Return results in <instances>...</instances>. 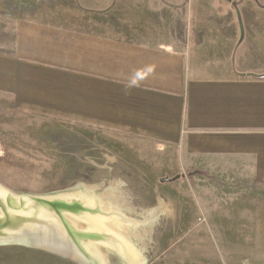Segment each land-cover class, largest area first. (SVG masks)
<instances>
[{
  "label": "crops",
  "instance_id": "crops-1",
  "mask_svg": "<svg viewBox=\"0 0 264 264\" xmlns=\"http://www.w3.org/2000/svg\"><path fill=\"white\" fill-rule=\"evenodd\" d=\"M13 2L9 17L0 4V103L16 115L118 134L143 157L153 150L149 164L252 166L264 186V72L241 68L237 14L193 21V0ZM222 18L231 25L211 28ZM157 196L152 221L175 217L177 198Z\"/></svg>",
  "mask_w": 264,
  "mask_h": 264
},
{
  "label": "rangeland",
  "instance_id": "rangeland-1",
  "mask_svg": "<svg viewBox=\"0 0 264 264\" xmlns=\"http://www.w3.org/2000/svg\"><path fill=\"white\" fill-rule=\"evenodd\" d=\"M232 1L225 3V8L213 0L200 1L198 7L193 0L192 19L195 21L203 14L210 19L211 14L228 10L237 14ZM236 1L245 29L252 34L264 29V0ZM0 4L6 17L20 13L13 0H0ZM224 18L216 20L211 28L231 25ZM236 22L240 29L238 15ZM211 23L214 24V19L208 20ZM252 34L245 39V32L243 41L237 43L241 68L264 72V43L258 33L254 37ZM0 36L8 37V33L0 32ZM3 103H0V185L17 194L91 193L95 203L91 214L125 222L127 234L145 259L144 264H264V186H252L248 179L252 166L228 164L224 166L226 171L220 173L215 172V166L149 164L153 150L143 157L135 142L128 144L118 134L66 121L19 116ZM204 169L206 174L212 173L207 175L210 178L201 177ZM106 193L113 198L105 199L104 203ZM158 193L172 202L170 197L175 196L177 203L175 217L165 216L155 223L152 216L158 210L152 207L157 204ZM136 208L145 210V217L131 210ZM160 210L172 212L171 206L164 202ZM82 223L87 226L90 221ZM106 233L100 241L87 242L99 243L97 247L107 264H131L105 244L104 241L118 238ZM36 248L42 247L0 245V264H82L68 252ZM87 249L90 256L83 257L90 264H103Z\"/></svg>",
  "mask_w": 264,
  "mask_h": 264
},
{
  "label": "water",
  "instance_id": "water-1",
  "mask_svg": "<svg viewBox=\"0 0 264 264\" xmlns=\"http://www.w3.org/2000/svg\"><path fill=\"white\" fill-rule=\"evenodd\" d=\"M232 5L235 7L239 19L241 31L240 44L245 37V27L238 2L234 0L232 1ZM1 188L6 191V194L0 195V245H37L44 248L58 249L69 247L78 251L80 255L89 258L90 254L87 248L92 244L87 242V240L91 239L97 242L102 240L107 234L104 231L94 233L92 230H81L73 224L69 215L75 214L78 216L80 212L92 213L94 208L85 205L77 197L71 200L67 199L64 195L70 194L71 192L69 191L54 194L29 195L17 194L4 185ZM30 209H34L33 214L29 215L25 213ZM42 210L50 213L54 219L51 222L40 219L36 214L37 211ZM12 221H15L19 226H13ZM31 222L46 223V232L44 228L30 227L29 225H32ZM48 228L50 232H48ZM108 235L112 236L113 234ZM115 251L118 252L117 250Z\"/></svg>",
  "mask_w": 264,
  "mask_h": 264
},
{
  "label": "bare ground",
  "instance_id": "bare-ground-1",
  "mask_svg": "<svg viewBox=\"0 0 264 264\" xmlns=\"http://www.w3.org/2000/svg\"><path fill=\"white\" fill-rule=\"evenodd\" d=\"M1 187H2V185H0V195L6 194L5 193L6 191L4 189H2ZM86 192L75 191V192H71L70 194L64 195V196L67 199H69V200H71L74 197H77L85 205H88V206H91V207L94 208L95 207V203L93 201V197L91 196V193H86ZM103 197H104L103 198L104 199V201H103L104 203H105V199L110 200V199L113 198V196L108 195L107 193ZM103 209H106L105 206H104ZM163 209H164V207H163ZM33 210L34 209H30V210L26 211L25 213L31 215V214H33ZM167 210H169V209H167ZM36 215L40 219H43L46 222H47V220H49L51 222V220L54 219L52 217V215H50V213H46L44 210L37 211ZM69 217L71 218L73 224L78 229H81V230H92V231H95V230L104 231V232H108L109 234H113L114 236L118 237L116 240L112 239V240H108L107 242L105 241V244H108L109 246H111L112 248L117 250L119 252V254L122 255L123 257H125L131 264H144L145 259L141 255L139 249H137L135 247V245L133 244L132 240L130 239L129 235L127 234L128 226L121 219L115 220V217H108L106 215H99V214L92 215L91 213H88V212H85L83 215H80V216H75V215L71 214V215H69ZM84 220H89L90 224L85 226L82 223V221H84ZM11 223L13 224V226L14 225L15 226H19V224L15 223V221H12ZM31 224L32 225H29L30 227H37L38 229L44 228V231L46 232V228H47L46 223L42 224V223H33V222H31ZM136 224H138V223H136ZM19 228H21V227H19ZM47 230H48V232H50L49 228ZM94 244L90 245L89 249L98 258V260H100L103 264H107L106 263V257H104L105 255H103V253L99 250L100 248L97 247L98 245L97 244L94 245ZM48 248L51 249V250L52 249L56 250V251L57 250L64 251L63 253L68 252L70 254V256L73 255V258L74 257L77 258L78 260L77 259L76 260L78 262H81L82 264H90L88 262V260L85 259L82 255H80V253L78 251H76L75 249H72V248H69V247H61L59 249L58 248H50V247H48Z\"/></svg>",
  "mask_w": 264,
  "mask_h": 264
}]
</instances>
